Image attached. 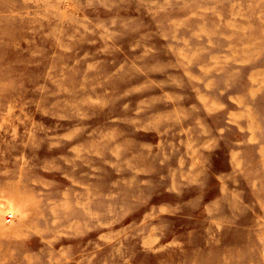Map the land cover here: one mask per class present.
I'll list each match as a JSON object with an SVG mask.
<instances>
[{
    "label": "rangeland",
    "instance_id": "1",
    "mask_svg": "<svg viewBox=\"0 0 264 264\" xmlns=\"http://www.w3.org/2000/svg\"><path fill=\"white\" fill-rule=\"evenodd\" d=\"M161 132L216 148L202 186L160 188L179 211L131 235L100 215L112 169L135 187ZM37 164L72 176L64 264H264V0H0V172ZM23 256L0 227V264Z\"/></svg>",
    "mask_w": 264,
    "mask_h": 264
},
{
    "label": "clouds",
    "instance_id": "2",
    "mask_svg": "<svg viewBox=\"0 0 264 264\" xmlns=\"http://www.w3.org/2000/svg\"><path fill=\"white\" fill-rule=\"evenodd\" d=\"M7 104L13 108L20 106V99L17 95L11 96ZM149 125L141 120L133 131H143ZM167 131V129H165ZM155 133V132H154ZM161 132L160 144L157 147L155 156L149 164L148 172L138 179L135 187L126 189V186L119 183L113 171V181L119 184L111 190L117 194L116 207L109 211L105 209L100 215L111 222L113 219H121L122 226H125L131 235H138L148 225L164 223L165 218L175 215L180 209V204L158 201L156 198L163 192L183 196L184 189L190 186H202L204 177L208 172V157L206 152L213 151L216 147L210 143L192 140L189 137L188 146L185 142L173 143L168 140V149L165 148L164 138ZM157 142V141H156ZM156 144V143H155ZM193 145H195L193 147ZM175 158V164L172 163ZM107 161H102L106 164ZM231 171L233 160L229 155L228 161ZM40 165L30 168L23 175H16L10 171L0 172V218L5 242L20 249L24 253L23 260L26 264H64L68 257L65 248L55 249L53 243L63 234H74L81 228L75 222L69 223L66 214L63 212L64 193L71 189L68 183L72 176L70 170L64 172V179L59 172L40 171ZM166 169V171H165ZM159 175V181L153 179ZM229 179L226 175H217L216 179ZM164 180L168 182L163 183ZM76 181H73L75 183ZM127 191V195L123 193ZM203 195H189L188 202ZM126 217V218H124ZM155 217L156 219H152ZM147 221V223H146ZM95 227V221H92ZM87 224L83 229H87Z\"/></svg>",
    "mask_w": 264,
    "mask_h": 264
}]
</instances>
